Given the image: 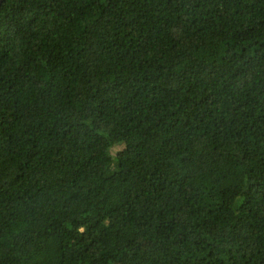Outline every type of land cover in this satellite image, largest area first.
I'll list each match as a JSON object with an SVG mask.
<instances>
[{
	"label": "trees",
	"instance_id": "16d2710c",
	"mask_svg": "<svg viewBox=\"0 0 264 264\" xmlns=\"http://www.w3.org/2000/svg\"><path fill=\"white\" fill-rule=\"evenodd\" d=\"M0 264H264V0H3Z\"/></svg>",
	"mask_w": 264,
	"mask_h": 264
},
{
	"label": "water",
	"instance_id": "95a60500",
	"mask_svg": "<svg viewBox=\"0 0 264 264\" xmlns=\"http://www.w3.org/2000/svg\"><path fill=\"white\" fill-rule=\"evenodd\" d=\"M2 1H3V0H0V4H1Z\"/></svg>",
	"mask_w": 264,
	"mask_h": 264
}]
</instances>
